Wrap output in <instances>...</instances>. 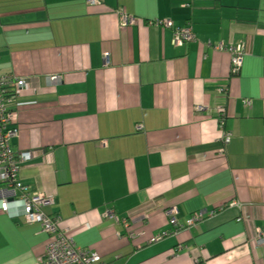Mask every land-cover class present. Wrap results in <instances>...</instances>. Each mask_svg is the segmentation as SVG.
<instances>
[{
  "label": "crops",
  "instance_id": "crops-1",
  "mask_svg": "<svg viewBox=\"0 0 264 264\" xmlns=\"http://www.w3.org/2000/svg\"><path fill=\"white\" fill-rule=\"evenodd\" d=\"M95 1L0 0L22 184L102 264H264V0ZM219 45L245 46L239 71ZM16 197L0 185V264H41L53 238Z\"/></svg>",
  "mask_w": 264,
  "mask_h": 264
},
{
  "label": "built area",
  "instance_id": "built-area-1",
  "mask_svg": "<svg viewBox=\"0 0 264 264\" xmlns=\"http://www.w3.org/2000/svg\"><path fill=\"white\" fill-rule=\"evenodd\" d=\"M95 3V0H89V4ZM119 17L122 29L137 25V20L129 15L119 12ZM160 25L169 29L172 28L169 22L160 23ZM195 40L196 38L189 26L177 28L173 31V44L175 45L191 43ZM215 49L231 54L234 70H240L246 55L244 45L237 47L219 45ZM47 82L51 88H55L61 84V78L49 77ZM26 87L27 83L22 79L0 75V185L17 194L16 198L23 206L21 219L29 225L38 226L41 233L52 236L53 240L47 246L41 264H102L97 254L75 246L70 232L61 228L59 218L48 217L43 213V208L48 206L51 200L43 195L32 193L30 188L24 186L20 180L21 171L24 165L32 159V154H17L13 151L12 142L18 138L19 129L16 124V114L11 111V104L12 99L20 95ZM196 111L205 113L207 109L197 107ZM216 114L219 116V120L224 122L225 109H218ZM230 142L231 136H225V144L228 145ZM232 206L236 207L237 205L233 203ZM2 211L6 214L9 213L10 208L7 201L3 202ZM167 214L171 217V224L176 227L178 225L175 218L176 210L170 209ZM213 215L214 213L201 211L190 219L189 224L202 221ZM106 216L109 220H117L111 212ZM254 243L258 248L264 247V232L259 231L257 233Z\"/></svg>",
  "mask_w": 264,
  "mask_h": 264
},
{
  "label": "trees",
  "instance_id": "trees-1",
  "mask_svg": "<svg viewBox=\"0 0 264 264\" xmlns=\"http://www.w3.org/2000/svg\"><path fill=\"white\" fill-rule=\"evenodd\" d=\"M233 75H237V74H233ZM15 97H17V96H15ZM12 106H11V111H13L14 113H15V111H14V108H13V101H12V104H11Z\"/></svg>",
  "mask_w": 264,
  "mask_h": 264
}]
</instances>
